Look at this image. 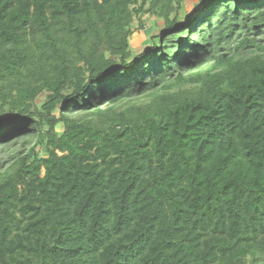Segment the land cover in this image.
<instances>
[{
	"label": "trees",
	"instance_id": "obj_1",
	"mask_svg": "<svg viewBox=\"0 0 264 264\" xmlns=\"http://www.w3.org/2000/svg\"><path fill=\"white\" fill-rule=\"evenodd\" d=\"M0 148V264H264V0H0Z\"/></svg>",
	"mask_w": 264,
	"mask_h": 264
},
{
	"label": "rangeland",
	"instance_id": "obj_2",
	"mask_svg": "<svg viewBox=\"0 0 264 264\" xmlns=\"http://www.w3.org/2000/svg\"><path fill=\"white\" fill-rule=\"evenodd\" d=\"M191 6H193V3L191 2L186 3L183 14L186 15L188 11L191 9ZM144 18H145V28L143 30L136 31L131 38L132 47L136 50V52H140L146 49L148 47V41L151 35L157 33L162 27V22L160 20H157L154 17L148 18L145 16ZM44 100H45V95L42 94L36 100V104L40 105ZM15 149L21 150V147L17 146ZM13 153H14L13 148L10 150L0 148V169L5 168V166L8 164L7 161L9 156L12 155Z\"/></svg>",
	"mask_w": 264,
	"mask_h": 264
}]
</instances>
